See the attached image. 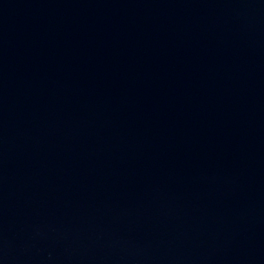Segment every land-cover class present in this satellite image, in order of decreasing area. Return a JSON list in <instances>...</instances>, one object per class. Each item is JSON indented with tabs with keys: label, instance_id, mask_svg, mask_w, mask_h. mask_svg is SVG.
I'll list each match as a JSON object with an SVG mask.
<instances>
[{
	"label": "water",
	"instance_id": "obj_1",
	"mask_svg": "<svg viewBox=\"0 0 264 264\" xmlns=\"http://www.w3.org/2000/svg\"><path fill=\"white\" fill-rule=\"evenodd\" d=\"M0 264H264V0H0Z\"/></svg>",
	"mask_w": 264,
	"mask_h": 264
}]
</instances>
